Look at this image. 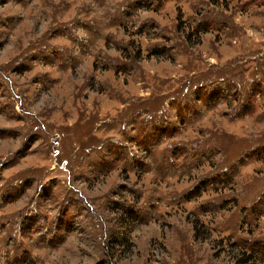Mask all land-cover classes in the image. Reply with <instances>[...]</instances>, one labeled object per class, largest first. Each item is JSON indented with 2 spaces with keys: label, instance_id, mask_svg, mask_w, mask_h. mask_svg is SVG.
Segmentation results:
<instances>
[{
  "label": "rangeland",
  "instance_id": "rangeland-1",
  "mask_svg": "<svg viewBox=\"0 0 264 264\" xmlns=\"http://www.w3.org/2000/svg\"><path fill=\"white\" fill-rule=\"evenodd\" d=\"M0 264H264V0H0Z\"/></svg>",
  "mask_w": 264,
  "mask_h": 264
}]
</instances>
